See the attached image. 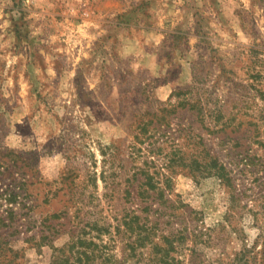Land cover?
Returning a JSON list of instances; mask_svg holds the SVG:
<instances>
[{
  "label": "rangeland",
  "instance_id": "rangeland-1",
  "mask_svg": "<svg viewBox=\"0 0 264 264\" xmlns=\"http://www.w3.org/2000/svg\"><path fill=\"white\" fill-rule=\"evenodd\" d=\"M211 160L258 193L264 0H0V264H225Z\"/></svg>",
  "mask_w": 264,
  "mask_h": 264
},
{
  "label": "trees",
  "instance_id": "trees-1",
  "mask_svg": "<svg viewBox=\"0 0 264 264\" xmlns=\"http://www.w3.org/2000/svg\"><path fill=\"white\" fill-rule=\"evenodd\" d=\"M210 168L208 175L220 181L229 197L222 227L229 229L232 226V232H237L238 229L233 227L232 218L235 219L238 214L242 217L245 212H248L252 217L253 225L259 231L257 240L251 245L247 244L245 235L241 236V248L225 264H264V181L257 182L258 193L245 194L238 190L231 177V171L224 164L211 160ZM240 232L243 233L242 229Z\"/></svg>",
  "mask_w": 264,
  "mask_h": 264
}]
</instances>
